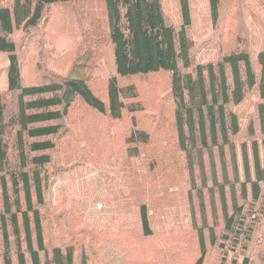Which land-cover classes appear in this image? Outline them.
I'll return each instance as SVG.
<instances>
[{"label": "trees", "instance_id": "16d2710c", "mask_svg": "<svg viewBox=\"0 0 264 264\" xmlns=\"http://www.w3.org/2000/svg\"><path fill=\"white\" fill-rule=\"evenodd\" d=\"M208 2L216 55L200 62L189 33V0H176L177 22L163 0H0V53L7 60L0 89V264H96L86 244L72 241L71 226H86L77 223L80 203L66 204V215L54 217L63 202L47 198L51 176L63 165L97 162L81 146L94 140L96 122L88 121L87 137L75 128L88 114L108 121L103 141L110 130L124 136L119 161L103 159L107 165L119 162L123 185L106 181L103 202L125 217L117 232H107L104 246L114 248L111 241L120 233H132L121 254H150L149 241L160 236L152 227L150 199L178 187L194 221L184 236L197 247L194 264L211 250L219 252L216 264H264V35L253 54L244 13L248 0ZM60 8L67 12L65 37L73 45L68 69L41 65L48 58L44 51L34 64L38 74L24 75L22 58L33 60V33L58 25ZM97 68L106 76L99 86ZM149 76L155 82L165 78L167 119L162 107L146 110L136 99L134 79ZM168 161L177 173L150 182L148 174L165 171ZM46 213L65 226L67 240L47 242ZM257 226L261 240L255 239ZM181 231L161 234L171 238ZM226 246L239 254L229 258Z\"/></svg>", "mask_w": 264, "mask_h": 264}, {"label": "rangeland", "instance_id": "374dc122", "mask_svg": "<svg viewBox=\"0 0 264 264\" xmlns=\"http://www.w3.org/2000/svg\"><path fill=\"white\" fill-rule=\"evenodd\" d=\"M236 2L238 3L239 0H236ZM94 5L98 6L99 3L96 2ZM163 5L165 11L171 15L170 19L173 22H177L179 20V13L176 0H163ZM189 5L192 20L189 33L194 40L193 53L200 62L212 60L216 55V39L214 37V26L210 15L209 2L208 0H189ZM244 13L248 26L249 46L251 52L254 54L259 50L264 35L263 1L248 0V5L244 9ZM66 17L67 12L60 8L58 10V25L55 24L50 29L47 25H44L33 33L34 37L30 46V49L34 52L33 60L32 62H28L25 57L22 58L24 75L32 76L38 74L34 64L37 56L43 54L44 51L47 52L48 58L41 60L39 62L41 65L52 66L56 70L60 69L66 72L70 65L71 57L73 56V45L65 37L64 25L66 24L63 23V20ZM60 34L62 35L61 38H59ZM6 65V57L0 53V89L5 87ZM105 65L106 62L103 60L102 69ZM95 71L100 75L97 78L95 86L103 85V79L106 76L99 68ZM134 81L139 92L136 99H139L147 107L146 110L155 112L162 107V117L163 119H167L166 115L171 110V104L167 98L165 78L161 77L155 82L154 76L138 77ZM88 116L86 122L82 121L75 128L82 132L83 137H87L91 135L87 133L88 121L93 119L96 122L97 133L94 140L91 142L88 141V143L81 141V146L88 147L90 155L96 158L97 162L71 160L68 164L62 166L63 169L61 171L51 176L47 198L54 204L63 202V205L53 211L51 216L56 217L58 214L65 216L66 212L63 209L66 204H68V207H71L73 203H80L78 208L81 210V218L78 215L77 223L81 219V222L86 226H80L79 223L78 226H71L72 232L74 233L72 241H79L86 244L85 250L89 258H93L94 254L97 255L98 260L96 264H133L131 260L136 261V264H194L198 258L197 247L193 242L185 239V237H188L185 232L190 230L189 226L193 227L194 221L192 214H190V204L184 197L181 188L178 187H171L170 193H164L150 199L149 211L152 227L156 236L160 235L158 238L149 241V246L152 249L150 254L145 257L140 255L138 258L131 252L121 254L123 249L127 248L132 242V233H120L116 239L112 240L111 242H114L113 247L115 249L110 246H104L107 232L109 230L117 232L121 224L119 221L125 217H121L114 207L106 205L103 202L105 192L104 184L106 181H115L119 186L123 187L119 183L122 181V175L118 176L120 174L119 162L108 163L107 165L103 163V159L110 156L112 160L119 161V157L124 155V136L118 132L113 134L110 130L108 139L103 141V130L105 128L103 126L107 125L108 121L102 116L93 117L90 114ZM127 121L128 119L126 118L122 120L120 125L121 129ZM147 148L149 147L147 146ZM176 173L177 169L168 161L165 171L149 173L148 180L152 182L156 178H167ZM125 176L129 177L130 174L127 172ZM132 215L133 212L126 217L129 219ZM48 216L50 214L46 213L48 224L45 226V236L47 242L49 243L55 237L58 238L57 242H61L60 237L67 240V235L64 234L65 226L50 221V217ZM200 224L202 223L198 221V226H201ZM128 226L134 225L129 223ZM259 227L260 229L262 228V226H257L255 232V239L257 240L262 239ZM175 228L180 229V231L183 229V231L171 238L162 237V231H169ZM79 229H84L85 234H76V231ZM181 238L183 239V246L176 244L181 241ZM100 247H104V250ZM180 248H182L181 251ZM226 249L229 258H233L234 255L239 254L238 248L232 251L230 247L226 246ZM109 252H113L114 255H109ZM218 254L219 252H213L211 250L202 264H216ZM240 259H242V255H240Z\"/></svg>", "mask_w": 264, "mask_h": 264}]
</instances>
